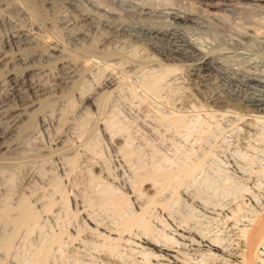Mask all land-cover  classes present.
<instances>
[{"label": "rangeland", "instance_id": "obj_1", "mask_svg": "<svg viewBox=\"0 0 264 264\" xmlns=\"http://www.w3.org/2000/svg\"><path fill=\"white\" fill-rule=\"evenodd\" d=\"M215 1L0 0V264H146L180 227L236 247L264 206V113L235 93L263 88L264 4Z\"/></svg>", "mask_w": 264, "mask_h": 264}, {"label": "bare ground", "instance_id": "obj_2", "mask_svg": "<svg viewBox=\"0 0 264 264\" xmlns=\"http://www.w3.org/2000/svg\"><path fill=\"white\" fill-rule=\"evenodd\" d=\"M198 1H201L203 3L205 1H206V3L210 2V3H208V6L212 9L215 6H217V4L214 5L212 3L213 0H198ZM222 1L226 2V4H227V2L231 1V0H222ZM238 1H240L244 4H248V5L251 4L250 6H252V5L258 6L257 4H260V3L264 4V0H238ZM218 2H219V0H218ZM231 3H232V1H231ZM233 3L236 5V1ZM242 3H240V4H242ZM223 5H224V3H223ZM234 6H232V7H234ZM243 6L245 7V5H243ZM173 13H174V11H173ZM172 19H174L176 21H184V20L187 21L189 19V17L188 16H180V15L175 14ZM174 31H175V29H174ZM144 32L146 35H148V37L149 36H153L156 38L160 37L161 40L162 39L166 40L171 47L170 50L172 53H176L179 55L181 54L185 57H187L189 55H192V57H193V55H197V57H198L199 55H201L199 48H197L196 46L193 45L194 43H191L190 40H188L187 38H185L184 36H182L178 33H173V31H170L168 29V27H167V29H155L153 27L152 28H146V29H144ZM169 58H170V56H169ZM188 59H189V57H188ZM190 59H191V57H190ZM197 62H199L198 65H199V67H201V68H199V70L205 69L209 65H214V66H217L220 68L222 66L220 60H218V59L214 60V59H212L210 57H206V56H202V57L200 56V60L199 61L197 60ZM219 65H221V66H219ZM252 69H255V66H253V63H249V64L247 63V65L245 67V74L248 75V80L260 83V85H262L263 88L261 90H256V89H252V88L249 90L247 89L244 93L241 90H239V91H235V93L238 95H243L245 98L253 99V101L255 100L257 103L256 109L260 113H264V80H262L263 78L255 75L251 71ZM209 70H210V68H209ZM207 73H208V71H207ZM26 85L28 86V89H30V90L33 89L32 85L31 86L29 84H26ZM17 89H20L19 86ZM21 89H23V88H21ZM40 92H41V90H40ZM36 93H37V91H36ZM30 104L33 105L32 102ZM34 105H36V104H34ZM20 117H21V113H17V112L14 113L13 118L15 119V121H18L20 119ZM19 125H20V123H19ZM5 138H7V137L4 136V139ZM2 141H3V136L1 135L0 136V146L3 143ZM4 142H5V140H4ZM253 211H255V210H253ZM252 213H253V216L251 218L252 220H249V221L247 220L248 223L246 225H244L243 229H241V232H240L241 234L239 233L240 235L238 237V243H236V245H235L236 247H234V246L231 247V245L230 246L223 245V244L219 243L218 241H212V240L206 239V237L203 238L201 236H198L197 234H195L192 231L183 230V229H181V227H180V229L178 228V232H175L176 233L175 234L176 239H173V241L170 243L169 242L161 243L159 240H155L153 237H151L152 235L150 236V235L146 234L145 238L142 240V243L149 247L146 249V251H147L146 258L149 259L150 261L148 260L149 261V263H148V261L146 260V262L148 264H192L189 262L191 258L190 259L188 258L190 253H192V252H205L204 254H206V256L207 255L209 256L208 260L212 259L213 262L214 261L225 262L226 264H227V262H233L234 264H264V206L262 208H260L258 211L256 210V212H252ZM126 220H128V219H126ZM136 221H137V219L135 218L133 220L132 219L129 220L126 223L128 225H130V224L134 225L136 223ZM139 222H140V220H139ZM132 223H134V224H132ZM127 224H126V227L128 226ZM142 224H145V223H142ZM131 225H130V227H131ZM131 229H132V227H131ZM234 242H236V241H234ZM230 243H232V241ZM40 259H41V257H40ZM192 259H191V261L194 262ZM198 263L199 262H197V264ZM200 263L202 264L204 262H200ZM212 264H214V263H212Z\"/></svg>", "mask_w": 264, "mask_h": 264}]
</instances>
